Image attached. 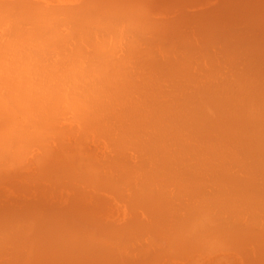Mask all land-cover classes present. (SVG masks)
I'll list each match as a JSON object with an SVG mask.
<instances>
[{
	"label": "bare ground",
	"instance_id": "bare-ground-1",
	"mask_svg": "<svg viewBox=\"0 0 264 264\" xmlns=\"http://www.w3.org/2000/svg\"><path fill=\"white\" fill-rule=\"evenodd\" d=\"M34 1L0 31V264H264V19ZM122 177L148 221L97 215Z\"/></svg>",
	"mask_w": 264,
	"mask_h": 264
},
{
	"label": "rangeland",
	"instance_id": "rangeland-1",
	"mask_svg": "<svg viewBox=\"0 0 264 264\" xmlns=\"http://www.w3.org/2000/svg\"><path fill=\"white\" fill-rule=\"evenodd\" d=\"M1 1H6L9 7H8V11L3 13L0 17V31L10 30L12 28V24L10 23V21L12 19H17L18 17L21 16L22 12H21L20 7H18V3L24 2V1H27L26 3L28 5L29 3L33 5L36 3V1L34 0H0V2ZM68 2L70 4H76L74 6H83L85 3L83 0H68ZM228 2L230 3V4L228 3V9L234 7L233 8L234 12L232 11L230 12V14L234 16H239V17H258L259 16L258 18L264 19L263 18L264 17V0H228ZM200 5L201 4L192 6L190 9L191 12L208 10L209 8L211 9L215 8L216 6L215 3H212L207 6L206 4L202 6ZM260 16H263V17H260ZM25 28H29V26L26 25ZM95 162H98V161H95ZM37 163L39 164L40 161L37 160ZM93 163H94V160L92 159V161L87 164L86 173L88 171H94L96 169ZM31 173L33 176L34 173L36 172H31ZM31 179L34 181L35 177H32ZM129 182H130V178L122 177L121 180L115 186H110L109 184L103 183L100 180L91 179L90 186L87 187L85 185L87 190L93 195V200H98V202H96L97 206L96 205L93 206L98 216H100V212L101 210H103L104 204L109 203L110 204L109 211L111 212L112 210L124 211L126 212V215H127L126 217L118 220V222L113 223L116 226L123 227L131 223L142 222L141 220L148 221L149 217L147 215H144V212H142L140 209L134 208V204L139 200V197L137 195V190L129 186ZM69 183L64 182L63 185H71L72 187H76L73 185H77L78 187L76 188L83 189L80 186V184L76 181H70ZM115 188H116L115 192L109 191L110 189H115ZM69 197L72 199H76V198H73L72 196H69ZM168 219H169L170 227H172L171 218L169 217ZM233 253L234 252H231V251L228 253L224 252L221 257L228 260V264H230L234 260L233 257L235 255ZM249 253H252V251L250 250ZM156 254L158 256V260L163 261L162 264H169V260L171 258L169 259V257L166 254H164L163 252H158Z\"/></svg>",
	"mask_w": 264,
	"mask_h": 264
}]
</instances>
